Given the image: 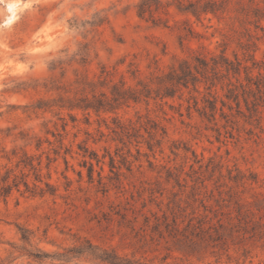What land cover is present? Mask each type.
<instances>
[{
  "label": "rangeland",
  "instance_id": "1",
  "mask_svg": "<svg viewBox=\"0 0 264 264\" xmlns=\"http://www.w3.org/2000/svg\"><path fill=\"white\" fill-rule=\"evenodd\" d=\"M139 1L0 0V192L7 171L12 186L27 175L30 187L54 191L33 196L21 183L0 197V264H99L28 255L85 241L151 264H264V103L255 112V85L239 104L217 85L214 122L193 107L191 96L203 106L204 84L201 94L153 92L109 113L60 107L92 90L155 88V77L196 56L224 52L264 74V0H199L218 8L201 18L177 8L198 0H161L167 26L140 19ZM240 79L247 84L244 71ZM153 127L160 145L150 151Z\"/></svg>",
  "mask_w": 264,
  "mask_h": 264
},
{
  "label": "trees",
  "instance_id": "2",
  "mask_svg": "<svg viewBox=\"0 0 264 264\" xmlns=\"http://www.w3.org/2000/svg\"><path fill=\"white\" fill-rule=\"evenodd\" d=\"M200 2L201 1L198 0L197 3H189V5L185 7L179 2L177 8L180 12L190 13L197 18H201L203 15L215 14L218 11L216 4L213 2ZM167 7L168 6H166L161 0H140L136 5V10L140 19L151 21L156 26H167V19L162 17V15H168ZM251 60H253L254 66L261 69L262 66L258 65L253 57H251ZM252 69L253 68L243 66V63L238 59H229L224 52L219 56H212L210 59L203 56H196L192 61H179L178 64L172 66L166 74L155 77L156 82H151L156 84L155 88H153L151 84H145L142 82H139V85L142 87L139 90H121L119 87L113 86L111 97L103 92L100 95H97L94 93V90H92L91 92L93 93L91 98L83 95H81L80 98H69L67 100L62 98L61 101L63 102L64 100V104L60 107L67 108L70 111L80 110L87 112V114H90V112H95L96 114H100L101 112L109 113L113 112L118 106L129 100L139 102L141 97L150 98L153 92L156 94V97L161 99L174 98L179 92H181V97L183 95L182 90H189L190 94L192 92L201 94L200 85L204 84L206 93L202 98L203 106L199 107L198 98L196 96H191L193 107L196 108V111L201 117L206 118L210 122H214L216 121V114L218 112L217 105L219 97L213 92V89L216 88L217 85H220L222 90H227V99H233L238 104L240 96L253 92L251 85H255L258 92L257 94L259 95L252 102L255 112H257L258 107L264 103V74L259 73L254 77ZM242 71L245 73L247 84L241 82L240 77ZM83 82V84L89 88L95 86L91 81ZM81 90L85 91V88ZM245 103L249 106L248 99H245ZM224 107H226V103L222 101V109H220L221 116L227 119L228 115L223 112ZM190 109L191 106H189V110ZM86 118L89 121L88 115ZM116 128L120 129L122 134L129 135L130 133L129 128L120 125L119 123ZM151 129L152 130L149 131L150 140L155 141L156 143L152 144L151 142H148V148L150 151H153L155 145H160V142L155 140L158 128L153 127ZM162 131L163 134L166 135L165 129H162ZM27 160H29V158H25V160H22L21 162L24 163V167L30 166L31 170L35 173L36 181L41 183L43 181L41 169L39 166H34L32 161L29 163L26 162ZM111 167L114 168V166ZM10 177V171H7L6 175L2 177L1 182L4 185L1 188L0 197H7L10 194L12 187H19L21 183L24 184L26 191L31 192L33 196H43L46 193L53 194L54 192L52 186H50L48 182L45 183L47 190L39 188L37 185L30 187L28 181L25 180V178L28 177L27 175L21 177L23 178L21 182H18V176L14 175L12 186L8 183ZM20 231L22 233L23 241L28 243L31 239L30 233L23 229H20ZM28 255L38 260L51 259L62 262H70L74 259L86 257L99 264H151L150 262L140 259L118 255L114 250L93 246L89 241H85V244L80 246L72 247L61 254L52 255L38 250L37 252H29Z\"/></svg>",
  "mask_w": 264,
  "mask_h": 264
},
{
  "label": "bare ground",
  "instance_id": "3",
  "mask_svg": "<svg viewBox=\"0 0 264 264\" xmlns=\"http://www.w3.org/2000/svg\"><path fill=\"white\" fill-rule=\"evenodd\" d=\"M18 5H19L18 1H12L10 3V16L8 18V23L13 22L17 18L16 9H17Z\"/></svg>",
  "mask_w": 264,
  "mask_h": 264
}]
</instances>
